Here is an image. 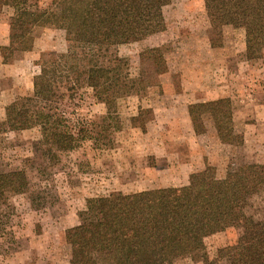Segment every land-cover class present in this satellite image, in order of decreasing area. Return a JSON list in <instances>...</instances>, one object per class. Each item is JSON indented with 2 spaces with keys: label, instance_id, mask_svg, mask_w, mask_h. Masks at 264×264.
Wrapping results in <instances>:
<instances>
[{
  "label": "rangeland",
  "instance_id": "1",
  "mask_svg": "<svg viewBox=\"0 0 264 264\" xmlns=\"http://www.w3.org/2000/svg\"><path fill=\"white\" fill-rule=\"evenodd\" d=\"M27 2L49 8L53 0ZM14 11L0 0V47L9 43ZM251 29L247 22L223 24L204 0H171L135 38L109 48L120 67L110 79L115 120L83 83L97 52L68 40L65 30L37 28L33 50L15 53L8 63L0 50V167L24 169L30 180L27 192L10 195L3 205L0 264H70L66 231L88 215L97 218L101 196L184 186L208 165L224 177L241 163L264 164V39L256 46L258 57L249 58ZM146 50L165 56L167 72H155L148 58L142 61ZM70 51L77 53L81 74L78 82L71 74L56 86L65 94L61 110L75 126L94 121L102 127H93L95 138L74 150H51L40 142L39 126L11 131L3 123L27 106L44 63ZM222 98L231 101L236 132L244 137L241 145L223 143L218 136L213 113ZM247 211L264 220V187ZM240 234V228L229 227L208 236V263L229 264L218 258V249L235 244ZM202 254L177 258L174 264H205Z\"/></svg>",
  "mask_w": 264,
  "mask_h": 264
},
{
  "label": "trees",
  "instance_id": "2",
  "mask_svg": "<svg viewBox=\"0 0 264 264\" xmlns=\"http://www.w3.org/2000/svg\"><path fill=\"white\" fill-rule=\"evenodd\" d=\"M15 11L10 18L9 43L0 47L3 62L17 52L32 51L39 27L63 29L67 39L97 52L83 83L94 90L96 98L108 106V119L115 120L110 96V79L120 74L117 59L108 55L110 46L135 38L152 21L161 17L162 7L171 0H53L52 7H33L27 0H1ZM209 12L217 13L223 24L252 25L246 44L249 58L258 57L257 45L264 39V0H204ZM142 61L150 59L154 71L168 70L165 56L146 50ZM110 63V64H109ZM80 70L74 51L56 54L46 61L35 77L34 91L27 106L16 111L3 124L11 131L39 126L41 143L51 150L71 151L85 139L95 138L94 121L78 127L71 123L59 105L65 97L56 86ZM132 92H138L133 89ZM144 109H141L140 114ZM215 128L223 143L241 145L244 137L236 132L229 98L218 101L213 113ZM264 187V164L241 163L218 177L213 166L190 175L184 186L116 192L96 201L98 217L88 215L66 231L71 245L70 264H174L184 256L203 252L208 263L205 240L229 227L240 228L235 244L218 249L229 264H264V220L248 214L251 200ZM30 188L24 169L0 167V224L4 221L10 195Z\"/></svg>",
  "mask_w": 264,
  "mask_h": 264
}]
</instances>
